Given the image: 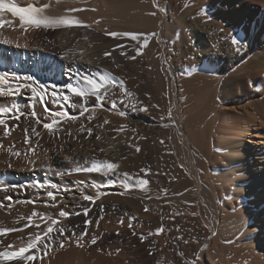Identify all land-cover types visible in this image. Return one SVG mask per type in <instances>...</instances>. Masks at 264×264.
I'll return each mask as SVG.
<instances>
[{
  "label": "bare ground",
  "instance_id": "6f19581e",
  "mask_svg": "<svg viewBox=\"0 0 264 264\" xmlns=\"http://www.w3.org/2000/svg\"><path fill=\"white\" fill-rule=\"evenodd\" d=\"M78 2L64 0L63 18L89 23L86 28H78L88 38H93L91 32L95 28L138 36L136 41L126 37L121 42H137L141 46L147 41L135 61L126 63L116 54L118 65L127 76L136 73L140 74V80H145L152 103L157 106L156 117L136 111L138 101L131 94L127 117H115L123 124L127 137L123 152L127 168L125 182L135 185L139 179L149 181L146 190L139 186L125 190L128 213L143 214V231L147 236L160 228L161 218L173 225L184 224L186 238L179 239L176 247L170 248L164 236L158 238L161 259L169 252L178 264H186V260L189 264H264V0H145L144 6H151L159 13L157 23L147 16V6H136L138 0H92L87 9ZM81 8L85 13L72 11ZM232 38L239 44L233 45ZM90 43L85 50L94 53L93 42ZM41 58L37 51L28 59L27 70L38 78L42 75L36 61ZM42 100L49 108L48 102ZM51 110L61 112L58 106ZM16 130L14 137H19L20 131ZM37 139L31 141L35 143ZM137 147L140 152H136ZM35 155L30 165L34 159L40 162L42 156L48 162L62 165L52 152ZM10 156L8 151L0 150V165L2 159L6 161ZM26 166L32 169V165ZM142 169L156 172L155 179L151 180ZM165 170L168 178L174 179L168 184V178L163 176ZM101 174L97 175L99 182H102ZM0 184V230L24 227L30 216L33 220L30 229L24 227L28 229L25 232L12 231L0 236V251L26 246L24 241L46 230L55 218L59 219L55 229L63 227L70 231L64 234L63 247L56 231L44 238H55L48 247L54 250L52 257L48 252L49 258H53L50 264L122 263L111 259L109 254V257H97L98 253L89 252L87 239L80 241L86 248L81 249L77 244L72 233L89 230L85 225L87 218L58 216L61 206L69 204V208H76L78 200L74 195L52 201L56 207L50 206L49 199H33L35 203L31 204L29 199L30 205L19 207L21 201L11 203L8 197L1 200L3 194L17 187ZM175 213L181 215L177 217ZM37 223L39 228L35 226ZM180 253L182 259L176 256ZM64 257L68 259L63 260Z\"/></svg>",
  "mask_w": 264,
  "mask_h": 264
},
{
  "label": "rangeland",
  "instance_id": "374dc122",
  "mask_svg": "<svg viewBox=\"0 0 264 264\" xmlns=\"http://www.w3.org/2000/svg\"><path fill=\"white\" fill-rule=\"evenodd\" d=\"M78 1L80 4L82 3L83 9L89 8V3L92 2V0H77V2ZM126 1L127 0H125V2ZM144 1L145 0H141L140 2V0H138L136 6L138 4V8H140V6L143 8L146 7L147 5L144 6L146 4V2L144 4ZM4 3H10L22 9L25 6L26 8L34 6L32 8L36 9L43 5L41 7L42 11L46 9L49 12L43 11L34 13L33 15L35 18H47L48 20L65 19L63 18L65 8L64 0H47L48 4L46 3V0H4ZM28 4L29 6L27 7ZM127 6L129 7L130 5L127 4ZM146 8H148V13H146L147 16L155 19L156 23L159 22L157 19L159 18L157 15L159 13L156 12V9L151 8V6H147ZM83 9L81 8L80 12L76 11L75 13L83 14L85 13V10ZM41 13L45 14L43 15ZM0 21L3 22V26L0 27V73H14L21 77L28 75L32 78V81H29L28 83L36 89L37 93L34 97L29 89L22 88L19 95L13 97H0L1 108L11 107L15 104L18 105L22 111L30 113L32 109L29 105H35L34 110L38 116H40L41 120L43 122L51 123L53 117L50 114L45 113L44 107H42L41 104V100L45 99L48 102L49 109H52L53 106L54 108H57L58 106L61 108V112H67L68 115L76 117L75 120H69L64 116L56 117L55 119L60 121V123L56 125L54 135L49 134L47 130L43 128L42 124L37 125L35 119L31 117V115L26 117L21 116L19 120L11 118V114L4 116L5 118L3 117L5 120L11 118L5 123H7L6 125L8 128L14 129L9 132V136V134H4L5 126H0V150L8 151L10 154L14 150V152H20L21 155L14 156L11 154V156L8 157L10 159H7L6 161L2 159V164L0 165V183H7L6 185L8 186H13L14 184L17 188L16 190L12 189L13 192L10 190L9 194H6L5 196L3 194L1 200L8 197L9 200H12L11 203L18 204V202L21 201L20 204H18L19 207H21L29 204V199L31 201H29L30 204L34 201L33 199H48L46 193L49 190L56 193V199L65 200L70 194L72 196L74 195L76 201L78 200L76 208L71 209L69 208L70 205L66 204L65 206L67 207L61 206V210L63 209L68 212H82L83 207L91 208L87 219L91 220L92 223L87 225L89 230H86L87 234L83 239L84 241L87 239L86 243L89 242V252L98 253L97 257H105V255L107 256L109 254L111 255V259L118 262L120 261L122 262L121 264H143L148 261L149 264H165L166 259V264H178V262L172 259L169 252L164 254L163 259H161L159 255L160 249L158 238L164 236L170 248L176 247L179 239L186 238V232L183 229L184 224L173 225L171 222H168V220L161 218L160 228L163 227L164 231L160 235L151 233L147 236L143 231V214L128 213L126 205V193L123 185L126 183L125 174L127 168L125 167L126 161L123 159V152L126 146L127 137L123 133V124H119L115 117H120L122 119L127 117V113L129 112V96L122 95L120 82H123L124 88L128 93L132 95L134 94V97H136L135 99H137L136 101H138L139 107L136 111L140 110L142 107H146L147 111H140L144 113L147 112L149 115L156 117L155 109H157V106L155 105L156 103H152L150 88L148 90L145 80H140V74L134 73V75H131L132 77L127 76V73L117 62V57L121 60H125L126 63L135 61L139 55L136 56L135 59H129L128 57L131 56V54L133 56L136 55L135 50L139 48L140 45L137 42H121L120 40L126 39V36L118 31H114L120 33V35L114 39L107 35V33L113 31L109 29L100 30L93 28L94 30L91 32L93 38H88L83 31L78 29L79 27H66L63 25H52L49 27L43 25L36 26L35 24L22 22L18 15L14 16L8 11L0 12ZM82 23L80 22L82 25H90L87 22ZM4 41H8V43H4ZM90 42H93V47L95 48V50H93L94 53H92L91 50H85L86 47L89 49ZM118 45H123V47H118ZM37 51H40V54H42V58L36 61L39 62L42 78H38L34 72L27 70L28 59ZM105 52H111V55L105 56ZM121 52H126V55H121ZM14 55L16 57H14ZM23 73H25V75H23ZM29 73L31 74L29 75ZM105 74H109L112 78H115V83L111 80L102 82L101 78ZM136 75H139V77ZM85 77L94 79L97 83H104V86L108 91V96L103 102V107H95L96 98L95 96L89 95L86 98L87 104L85 105L89 110L86 112H84L82 108L84 100L67 92V85L70 83L76 85L79 82L81 86L86 87L83 82V78ZM8 80L9 83L12 82L13 78L11 75ZM9 83H5L1 86L7 88ZM19 83H25V81L21 80ZM145 90L147 92H144ZM101 91L103 92L104 88H102ZM41 93H43V95H40ZM54 93H59L60 95L56 96ZM64 96H67L68 99H63ZM110 101L116 102L117 106L115 109L111 108ZM82 112L83 115H81ZM121 113H123V115ZM83 120L85 122H83ZM104 121H108V123H104ZM32 127H35L36 131L39 132V137H36L31 132ZM15 128H17L18 132L20 131L19 137H14L16 133ZM26 128L29 129L28 135L31 136V138H38L35 143L34 141L25 143L24 130ZM81 128L85 129V131H81ZM89 128L92 129L91 136H89L86 131ZM96 137H99V139ZM15 142L19 143L16 144ZM2 143L4 144L2 145ZM90 151L94 152L93 155L96 156L94 157L91 155L89 153ZM40 152L41 154L43 152L47 155L49 152H52V154L61 159L60 161L62 162L60 164L62 165L48 162L46 157L42 156L40 159L41 163L34 159V163H32L31 166V159L35 158V154ZM103 162L116 163L119 167L116 169L115 173H76L75 171H72L77 167L84 168L91 166L93 163ZM27 164L28 166H31L32 169H30L32 171L29 170V168H26ZM38 165H40V167ZM59 173L64 174L59 175ZM98 174H101L102 182H99L97 179ZM155 174L156 172L151 170L146 172V175L150 176L151 180L155 179ZM163 176L165 179L168 178V172H166V170L164 171ZM166 180L167 184L172 180L174 181V179L170 178ZM200 180L203 182L202 175L200 176ZM36 182H44L47 185H55L57 187L37 189V187L34 186ZM31 185L34 188H31ZM28 188H31L32 190H29ZM15 193L16 195H14ZM19 193L21 196H19ZM85 194L93 197L99 196V199H97L93 205L90 201L83 200V195ZM16 198L18 200L17 202ZM49 209L51 208L49 207ZM185 214L188 215L189 213ZM175 215L179 217L181 214L175 213ZM73 216L76 218L83 217V215ZM121 220H123V223H121ZM129 223L132 224V227H129ZM186 227L190 231L191 228L188 224H186ZM20 228L28 230V227L26 229L24 227ZM22 232L25 231H21V233ZM89 234H91V236ZM92 235L97 238V242L94 245L91 244V240L89 241L88 239L92 238ZM141 236L144 237L143 240H141ZM24 240L27 239L25 238L22 241ZM83 248L86 247L82 246L81 249ZM201 248L202 250H205V244H202ZM107 251L110 252L108 253ZM38 252H36V254L37 257L39 256L40 258L32 261V263L34 262L33 264L52 263L53 258H49V255L51 256V253L54 252V250H47L46 255H44L43 251ZM48 252H50V254ZM176 256H179V258L182 259L181 253ZM66 259L68 258L64 257L63 260ZM186 264H189L187 260Z\"/></svg>",
  "mask_w": 264,
  "mask_h": 264
},
{
  "label": "snow or ice",
  "instance_id": "6c2138e0",
  "mask_svg": "<svg viewBox=\"0 0 264 264\" xmlns=\"http://www.w3.org/2000/svg\"><path fill=\"white\" fill-rule=\"evenodd\" d=\"M81 9H72V11H80ZM11 12L14 16H19L20 20L22 22L25 23H31V24H35L36 26H45V27H49L52 25H63L66 27H72V26H78V27H88L87 25H82L80 24L79 21H73V20H67V19H60V20H48L47 18H35V16L33 15L34 13H38L41 12L42 9H34V8H18L15 5L12 4H6L4 3V0H0V12ZM3 26V22L0 21V27ZM107 35H109L112 38H117L120 33L117 32H109L107 33ZM124 36L129 37L131 40L136 41L138 40V36L134 33H124ZM4 43H8V41H4ZM232 44L233 45H238L239 42L232 38ZM147 46V41H144L143 44H141V46L139 48H137L136 51V55L134 56H130L128 57L129 59H135L136 56L141 55L143 52V48ZM118 47H123V45H118ZM239 50V49H237ZM111 55V52H105V56H109ZM121 55H126V52H121ZM12 76L13 80L11 83H9V76ZM25 81V83H19V81ZM102 82L104 81H109L111 80L113 83H115V78H112L109 74H105L104 76H102L101 78ZM29 81H32V78L29 76H19L17 74H9L7 72L4 73H0V85H3L5 83H9V86L7 88L0 86V97H13L15 95H19L21 93V89H29L33 96L35 97V95H37L36 93V89L33 88L31 86L30 83H28ZM83 82L84 85H86V87L81 86V84L78 82L76 85L73 84H68L67 85V92L71 93L73 96L75 97H80L82 100H84V105H82L83 111L86 112L88 111V107H86L85 105L87 104V97L89 95L95 96L96 98V105L95 107H103L104 104L103 102L105 101L106 97L108 96V91L107 88L104 86V83H97L96 80L85 77L83 78ZM14 85V86H13ZM120 87L122 89V95L124 96H130L131 94L127 92V90L124 88L123 82H120ZM104 88V91L102 92L101 89ZM40 95H43V93H41ZM54 95L59 96V93H54ZM63 99L67 100L68 97L64 96ZM123 102V101H121ZM41 103L44 106V111L45 113L50 114L53 119L51 123H47V122H43L40 118V116H38V114L36 113L35 109V105H29V107L32 109V111L30 113L24 112L20 109V107L18 105L13 104L11 107H3L0 108V125H4L5 126V135H8L9 132L11 131L10 128H8V126L5 123V120L3 119V117L6 114H11V118L19 120L21 116H28L31 115V117H33L35 119V122L37 125L42 124L43 128L45 130H47V132L49 134H55V129H56V125L58 123H60V121H58L57 119H55L56 117L59 116H64L69 120H75L76 117L74 116H70L68 115L67 112H53L51 109H49L47 107V104L41 100ZM111 103V108L115 109L116 108V102L115 101H110ZM140 110L143 111H147L146 107H142ZM123 115V113H121ZM81 115H83V112L81 113ZM104 123H108V121H104ZM25 143H29L31 141V136L28 135L29 133V129L26 128L25 130ZM81 131H85V129L81 128ZM88 135L91 136L92 135V129L89 128L86 130ZM31 132L36 136L39 137V132L36 131L35 127L31 128ZM97 139H99V137H96ZM161 143L163 144L164 141L162 140ZM136 152H140L141 149L139 147H137ZM14 156H20L21 153L20 152H12L11 153ZM34 163V161H33ZM119 165L116 163H110V162H103V163H93L91 166L88 167H84V168H75L72 171H75L76 173H80V172H108V173H115L116 169H118ZM142 171L144 172H149L150 169H142ZM64 173H59V175H63ZM125 176L127 177V174H125ZM128 179H131V177H128ZM149 181L147 179H139L135 182V185L132 184H128L125 183L123 185V187L125 188V190L130 189L133 186H139L141 190H146V186L148 185ZM37 188H47V187H51V188H55L57 186L55 185H47L44 182H36V184L34 185ZM48 199L50 201L55 202L56 201V193L53 191H47L46 193ZM99 199V196L93 197L90 195H83V200L85 201H90L93 205L95 204V201ZM32 203H35V201H33ZM2 206V205H0ZM50 206L52 207H56L55 203H52ZM91 211L90 207H83L82 212L77 211V212H68L65 210H60L58 213L59 217L65 218V219H69L71 216L73 215H83L85 218L88 217L89 212ZM145 211H148L147 208H145ZM35 215V213H34ZM28 223L24 226V227H30L33 225V220L32 217H28ZM39 219L41 221H43L44 223H47V220L45 219L44 216H40ZM57 223H59V219H52L51 220V225H49L46 230H44L41 233L36 234L30 241H26V246H22L19 247L18 250H4V251H0V264H7V262L9 261H20L23 262V264H31L32 261L38 259L39 257H37L36 252L43 250L44 254H47V250L49 245L54 241V237L52 238V240H44L45 237L50 236V234H52L54 231L57 232L58 235L61 236V241H60V247L64 246V234L65 232L70 231L69 229H65L63 227L59 228V229H55L54 225H56ZM91 223V220L89 219H85V225L87 226L88 224ZM121 223H123V220H121ZM37 228L40 227V224L37 223L35 225ZM129 227H132V224L129 223ZM12 231H23L22 228L19 229H2L0 230V236H4L9 232ZM164 231V228L161 227L159 229L156 230V235H160L162 232ZM86 231L84 232H80V233H72V235L75 237L76 242L78 245H80V241L83 240L84 236L86 235ZM135 234V233H134ZM141 240L144 239L143 236L140 237ZM44 240V243L41 244L40 242ZM97 242V238L95 236H93L91 238V244H96ZM82 246V245H80ZM8 248H11V245L8 246Z\"/></svg>",
  "mask_w": 264,
  "mask_h": 264
}]
</instances>
